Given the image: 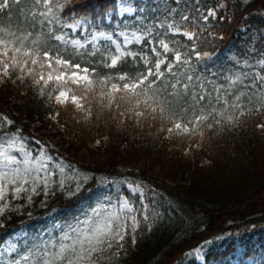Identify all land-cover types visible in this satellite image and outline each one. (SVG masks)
Wrapping results in <instances>:
<instances>
[{"label":"trees","instance_id":"16d2710c","mask_svg":"<svg viewBox=\"0 0 264 264\" xmlns=\"http://www.w3.org/2000/svg\"><path fill=\"white\" fill-rule=\"evenodd\" d=\"M3 2L0 0V3ZM41 2L10 0L11 7L0 10V24L7 26L10 17L12 28L16 30L18 24L24 25L25 16L31 21V13L35 10L33 6ZM52 2L56 3L57 0ZM59 2L64 3V0ZM114 3L115 0H67L63 15L71 23L73 12L80 14L77 19L85 12L91 17L99 13L103 6ZM155 3L161 4L163 12L164 0H134L138 7L145 4L154 6ZM193 3L201 10L221 5L217 10V18L211 21L210 30L223 38L207 36V43L202 45V50L210 52L211 58L196 63L197 57L192 56L190 64L194 66V72L188 74L206 80L214 79L216 83L224 85H227L226 77L240 72L249 76L264 75V65L257 64L262 58L261 54H264V0H180V11H184L186 6L191 7ZM137 15L139 13L103 21L97 16L95 25L104 31L116 28L118 33L120 28L117 25L124 24L129 26V32H133ZM160 18L163 19V15ZM84 26L87 31L96 30L95 26ZM40 30L37 19L35 31ZM156 30L163 36L165 29L157 24ZM63 31L67 33L68 39L75 37L69 28ZM147 39L125 45L129 53H137V56L135 59L131 55L122 58L115 70L93 62V58L87 55L92 51L90 42L80 50L85 54L73 56V59L97 68L94 74L97 78L121 70L135 75L144 70L141 53L153 62L156 58ZM166 40L188 43V38L170 32ZM97 43L102 52L108 47L102 40ZM169 46L175 48L177 44L170 43ZM71 47L69 44V52ZM112 50L114 52V45ZM180 50L183 52L186 49L181 47ZM237 57H240L241 63L234 66L233 61ZM244 59L248 60L247 64L243 63ZM94 60L100 61L101 55L98 53ZM181 71L187 69L182 68ZM181 80L187 82L183 77ZM27 82L31 84L30 80ZM208 87L210 90L211 85ZM68 88L76 90L78 95L83 94L82 85L72 83L71 77ZM177 90L183 93L182 84L177 86ZM47 91H52V88ZM99 91L97 84L84 102L85 107L91 105L93 112L91 117L84 120L86 113L77 110L70 101L67 105L58 104L54 95L49 100L46 95L41 97L32 87L25 90L19 82L0 85V121L4 116L14 121L11 126L4 122L3 127H0V138L5 132L20 129L25 147L34 155L44 148L52 157L50 166L61 159L93 178L81 195L72 200L60 192L48 196L45 206H42L46 198L43 192L33 195L30 206L26 205L29 193L22 192L20 198L12 200L8 209L0 215L3 223L0 226V242L20 228L26 232V237L16 241L19 249L8 256L6 262L0 261V264L20 259L28 250L26 246L40 242L38 237L47 240L50 236H59L58 226L71 222L73 216L86 211L92 205L95 198L93 193L98 187H103L106 192L126 191V184L120 181L139 183L145 187L143 203L147 205V211L142 208L140 197L133 195V207L138 210L134 211V215L140 220L136 230L137 242H131L129 225L126 250L114 257L113 264H200L189 260L188 253L203 242L216 239H222L225 249L212 247L206 253L204 264H231L230 259L234 256L232 252L238 242L247 245L245 256H248L251 253L248 244L254 240L258 245L255 253L260 251L258 264H264V130L257 127L264 123V113L254 110L252 115L241 118V124L226 126L218 134L205 130L203 139L199 135L189 137L175 134L169 139L166 138V132L157 131L159 120L150 122L151 127H148L137 126L134 120L121 117L123 123L118 125L112 119L116 115L114 107L111 111L106 107L101 110ZM242 107H250L247 97ZM57 112V119H52ZM164 123L170 126L167 121ZM44 133L59 140L68 152L76 154L81 150L87 151L88 161H76L57 152L45 142ZM97 141L100 143L97 144ZM141 161L146 163L144 169L133 171L128 168ZM155 169H158L157 173H154ZM179 177H184L185 181L178 182ZM113 178L117 182L111 189L102 185L105 179L110 181ZM54 179L58 180L57 175ZM15 204L21 205L22 211H18ZM155 213H159V216ZM145 215L149 217L147 222L144 221ZM51 219L53 222H50ZM238 264L245 263L242 260Z\"/></svg>","mask_w":264,"mask_h":264},{"label":"snow or ice","instance_id":"6c2138e0","mask_svg":"<svg viewBox=\"0 0 264 264\" xmlns=\"http://www.w3.org/2000/svg\"><path fill=\"white\" fill-rule=\"evenodd\" d=\"M66 3L67 0L64 3L59 0L56 3L42 0L33 6L35 10L31 13V21L25 16L24 25L18 24L16 30L12 28L10 17L7 26L0 24V85L19 82L25 90L32 87L41 97L46 95L49 100L54 95L58 104L67 105L70 101L77 110L86 113L83 119L87 120L93 112L91 105L85 107L84 102L98 84L101 110L106 107L111 111L114 107L116 115L112 119L118 125L123 123L121 117L134 120L137 126L148 127H151L150 122L159 120L157 131L166 132V138L169 139L174 134L189 137L199 135L203 139L205 130L218 134L226 126L236 127L241 124V118L252 115L254 110L264 113V75L249 76L240 72L226 77L227 85H224L216 83L214 79L206 80L188 74L194 72V66L190 64L192 56L197 57L196 63L206 62L211 58L212 54L203 51L202 45L207 43L208 35L220 36L210 29L211 21L217 18V10L221 5L201 10V7L193 3L191 7L186 6L184 11H180V0H164L161 12L160 3L138 7L134 0H115L114 4L103 6L99 13H94L91 17L85 12L77 19L80 14L73 12L72 22L68 23L63 15ZM84 6L87 7V4ZM10 7V0L0 3V10ZM136 13L139 15L135 17L133 32H129V26L124 24L117 25L120 28L118 33L116 28L104 31L99 30V25H95L97 16L103 21ZM161 15L163 19L160 18ZM37 19L41 26L38 32L35 31ZM157 24L165 29L163 36L156 30ZM83 25L95 26L96 29L89 33L92 51L87 55L93 58V62L106 68L117 69L121 59L129 55L135 59L137 53H129L124 48L134 40L148 38L147 44L156 58L153 62L141 53L143 71L130 75L121 70L99 75L97 78L94 75L97 68L73 59V56L85 54L80 50L89 42L87 38L85 41L69 40L67 33L63 31L64 28L76 29ZM169 32L188 38V43L167 41ZM101 40L108 44L103 52L97 43ZM170 43H176L177 47L170 48ZM69 44L72 46L71 52L68 51ZM181 47L186 50L182 52ZM98 53L101 60L97 62L94 57ZM169 53L173 55L169 56ZM261 56L257 64L264 65V54ZM240 63V57L233 61L234 66ZM243 63L247 64L248 60L244 59ZM182 68L187 71H181ZM69 77L72 83L82 85V95L68 88ZM181 77L187 82H182ZM29 80L31 84H28ZM181 84L183 93L177 90V86ZM48 88H52V91H47ZM245 97L250 107H242ZM58 116L59 112L52 119L55 120ZM165 121L170 126H166ZM4 122L9 126L14 124L7 116L0 121V127H3ZM257 127L264 130V123ZM20 132V129L5 132L0 138V201H3L0 203V215L9 207L6 197L9 191L15 193L14 198H20L22 192L29 193L28 203L32 202L33 195L41 192L46 198L56 192L64 194L70 200L79 197L93 178L66 162H53L50 166L52 157L44 149L40 150L39 156H33L25 148ZM96 143L99 144L100 141ZM11 149H19V152L11 154ZM57 174L61 177L59 180L54 179ZM116 182L115 178L110 181L105 179L102 185L111 189ZM120 183L127 184L126 191L122 189L106 192L103 187H98L93 193L95 198L92 205L86 211L73 216L71 222L58 226L59 236H50L47 240L38 237L39 243L26 246V254L18 260H10L8 264H113L114 257L126 250L129 219L131 242H137L136 230L140 220L133 214L138 211L133 209L134 194L139 195L141 206L147 211V205L143 203L145 187L139 183ZM155 215L159 216V213ZM148 220L149 217L145 215L144 221ZM5 247L9 252L16 250L15 245L10 243H6Z\"/></svg>","mask_w":264,"mask_h":264},{"label":"rangeland","instance_id":"374dc122","mask_svg":"<svg viewBox=\"0 0 264 264\" xmlns=\"http://www.w3.org/2000/svg\"><path fill=\"white\" fill-rule=\"evenodd\" d=\"M126 15H128V14H126ZM69 30L75 36L74 38H71V39H80L81 41H85L86 38H87V40L90 42L89 33L93 32V31H87V29H86V27L84 25L81 26V27H78L76 29H69ZM71 39H69V40H71ZM121 40H122V38H121ZM87 43H85V45ZM39 133H41V132H39ZM43 139L45 140V142L51 148H53L54 150H56L59 153H63L66 157L72 158V159H74L76 161H86V162L88 161V152L85 151V150H81V151H79L78 153L75 154L73 152H68L66 150L65 145H63L59 140H57L56 138H54V137H52L50 135H47V134L44 133ZM26 149L28 151H30L28 148H26ZM41 149H44V148H41ZM41 149H39V151H38V153L36 155H34L32 153L33 156H39ZM10 151H11V154H17L19 152V149H11ZM21 156H22V154H21ZM18 158H21V157H18ZM60 162H63V160L60 159L57 162V164L60 163ZM145 166H146V163L144 161H141V162H139L137 164L129 165L128 168L130 170H133V171H139V170L144 169ZM157 170L158 169H155L154 173H157ZM60 178H61L60 175L57 174V179L59 180ZM177 181L183 183L185 180H184V177H179ZM126 189H127V184H126ZM28 195L29 194H27V197H28ZM134 195H138V194H134ZM6 197H7V202L9 203V205L11 204L12 200L17 199V198H14L15 197V193L12 192V191L7 192L6 193ZM47 199H48V197L44 198V200L42 201V206H45V204L47 202ZM0 203H3V201H0ZM26 205L30 206L31 203H28V201H27ZM15 207L17 208L18 211H22L21 205L15 204ZM133 209H134V207H133ZM50 222H53V219H51ZM127 223L130 225V231L132 232V230H131V220L129 219ZM2 224L3 223L0 220V226ZM25 237H26V232L23 229H19V230H17V232H15L12 235H10L9 237H7L5 239V241L0 242V261L1 262H6L7 259H8V256H10L12 253H14L15 251H17L19 249V246H18L16 241L20 240V239H23ZM254 239H257V238H254ZM255 241L256 240H254V241H252V242H250L248 244V246H250V248H251V253H249L248 256H245V253L247 252V248H246L247 245H245V243L238 242L235 245L234 251L232 252V254H234V256L230 259V263L231 264H238L239 262H241L243 260L245 264H258L259 263V255H258V253L260 251L255 253V250L258 248V245L255 244ZM6 243H10L12 245H15V249L16 250H14L12 252L7 251V249L5 247ZM212 247H216V248L220 247L221 250L225 249V247H223V245H222V239H216L215 241L208 240V241L203 242L197 248L193 249L191 252H189L188 253V259L189 260L193 259V260H195L196 262H198L200 264H204L205 263L206 253Z\"/></svg>","mask_w":264,"mask_h":264}]
</instances>
